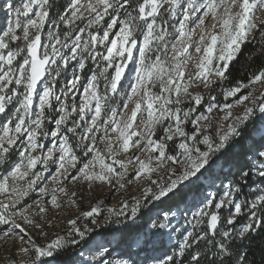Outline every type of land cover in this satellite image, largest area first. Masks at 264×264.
Listing matches in <instances>:
<instances>
[{
  "label": "snow or ice",
  "instance_id": "snow-or-ice-1",
  "mask_svg": "<svg viewBox=\"0 0 264 264\" xmlns=\"http://www.w3.org/2000/svg\"><path fill=\"white\" fill-rule=\"evenodd\" d=\"M52 9L50 0H21L18 6L8 4L5 26L0 27V114L6 113L9 106L12 111V115L0 126V165L10 163L13 152L19 156L7 175L0 178V193H11L6 202L0 201V226H11L3 235L20 241H25L27 237V246L20 247V252L27 258L20 264H49L47 258H54V254H59L69 244L83 248L73 264H139L130 256L125 258L124 254L113 259V252L103 246L95 255L85 256L84 252H93L94 249L84 239L90 229L82 231L77 226L79 217L68 221L71 227L67 233L69 237L73 234L79 236V240L57 235L50 241L38 242L37 237L48 235L43 231L45 223L50 226L52 222H38L26 210L17 213L14 209L41 179L43 173L34 171L37 165H44V171H47L50 161L58 164L54 180L64 176L68 168H75L78 174L72 176L73 180L83 179L89 181L91 186L92 181L111 184L115 176L119 187H124L121 181L131 161L117 157L120 151L128 152L130 148L151 153L146 159L135 156L139 162L135 178L147 174L146 179L150 184L143 188L141 197L133 198L131 206L124 201L121 210L108 209L110 215L122 216L130 211L135 217L142 207H146L145 202H163L164 199L175 200V206L179 207L180 203L186 202L188 194L200 192L205 184L211 187L216 181L223 183V180L229 179L228 176L222 178L217 171L220 160L230 144L242 136L247 123L257 117V113L264 121V93L255 97V89L252 88L246 94H240L233 104H210L208 115L201 113L194 119L191 117L197 111L196 107L182 109L179 107L182 102L180 97L183 94L193 100L194 105H200L203 95H193L189 93V88L197 80L205 88H210L215 83L214 78L226 79L231 62L237 58L242 46L249 42L254 30L258 31V36L253 38V42L258 40L264 48V20L257 23L260 20L257 13L264 10V0H69L64 10L58 13V20L67 24L69 30L61 34L59 24L53 20L56 30H49L48 43L42 44L41 33ZM162 10L170 18H177L178 10L182 16L177 18L178 27L172 26L171 34L163 26L168 21L163 20ZM8 14L11 19H7ZM105 17L109 18L107 26L93 29L94 25H101ZM158 18L163 24L158 23ZM83 19H87V23L76 29L80 34L73 38L72 26L75 21ZM206 20L213 21L211 31L206 27ZM190 23H194L195 28H189ZM196 29H199V33L194 46L192 37L197 35ZM85 31L89 37L86 41L82 35ZM138 35L143 37L142 42L138 40ZM170 35L175 38L174 42L166 39ZM20 40L25 42L23 47H11L12 42ZM97 45H103L104 51L97 50ZM193 46L196 53L202 54L196 59L197 71L189 74L185 81L187 60L182 58L186 54L190 58L189 48ZM169 51L172 54L170 58ZM149 53H155L154 57ZM88 60L97 62V68L103 62L100 74L93 73L83 86V98L79 105L75 103L74 95L72 102L68 103L69 93L80 91L81 76L77 69L82 72ZM73 62L71 79L59 90L64 97L62 101L55 85L62 73L67 75V69ZM129 63L132 64L128 72L130 94L126 100L134 102V108L125 119L114 108H109L111 114L108 115L105 108L108 107L106 101L109 92H117ZM109 69L113 70L112 73H109ZM101 77L105 80L103 94L98 90ZM261 82H264V69L255 74L249 84L237 82L236 86L226 89L225 97H237L242 89ZM250 97V106L246 105L241 114L233 116L231 110L234 105L244 104ZM56 103L59 104L58 109L55 108ZM127 107L128 103H125L124 108ZM214 108L225 111L223 119L231 117L232 122L226 127L217 126L213 133L210 130L213 128L211 120ZM48 109L58 114L51 136L59 144L57 146L53 142L45 155L40 137L49 135L44 130L46 120L51 117ZM141 112L146 114V119L143 129L137 131L133 125ZM73 113L79 120L73 119L72 126L68 127ZM89 113L90 119H86ZM102 113L108 115L107 120L102 119ZM80 121L85 122L83 131L87 135L81 137L77 147L83 146V141L87 140L89 143L84 155L90 152L95 155L77 168L80 157L70 143V134H75L77 128L81 127ZM201 121L207 123L202 124ZM165 122H168L166 127ZM188 123L194 126L190 132L185 130ZM158 126L163 136L153 138ZM109 128L116 133L117 147L113 146L114 138L108 134ZM101 130L104 132L101 140L105 151L111 154V163L106 162L108 157L104 151L95 147L96 133ZM174 138L179 139L178 144ZM169 142H172L171 149ZM170 151L174 154H170ZM57 152L59 155L55 156ZM97 163L99 172L94 170ZM114 165H118L120 171ZM161 170L164 175L152 179V174ZM10 178L12 183L9 182ZM18 181L24 183L18 184ZM253 185L255 191H250L248 195L254 198L244 199L243 189ZM58 190L67 194L62 184ZM41 191L47 194V189ZM56 191H52L51 203L59 208ZM222 192L219 198L203 196V206L193 213L194 231L185 230L186 234L182 235L175 248L162 258H152V264H246V253L237 247V241L251 240L258 230H264V143L239 166L237 174ZM75 195V192L71 193L70 204H75V200L71 199ZM39 210L42 213L47 211L43 204L39 205ZM221 210L226 212L223 217ZM99 212L100 206L97 204L81 215L87 218ZM17 215L24 221L23 224L17 222ZM159 215L161 219L153 224L156 230L153 237L170 236V232H165L171 228L168 212ZM242 215H246L247 219L237 230L234 225L237 217ZM205 221L207 230L196 231L197 226L205 224ZM29 228L40 231L33 236ZM149 239L152 238L142 242L144 246H147ZM152 242L155 243V240L152 239ZM11 264H15V261Z\"/></svg>",
  "mask_w": 264,
  "mask_h": 264
},
{
  "label": "rangeland",
  "instance_id": "rangeland-1",
  "mask_svg": "<svg viewBox=\"0 0 264 264\" xmlns=\"http://www.w3.org/2000/svg\"><path fill=\"white\" fill-rule=\"evenodd\" d=\"M64 0H58V2H52L50 0V3L53 4V9L50 10L49 13V19L45 24L44 30L41 33V39L42 44H47V32L49 30H56V26L52 23L53 20H56L59 24V31L61 34L64 32H67L69 30V26L67 24H64L63 22L58 20V13H61L62 11L59 10V7L61 6V3ZM69 2V0L67 1ZM84 2V0H82ZM21 3V0H0V27H4L6 23V9L8 4H14L19 5ZM38 10V9H37ZM235 11V9H234ZM32 15V14H30ZM199 15V14H197ZM257 15L260 17V20L257 21L259 24L261 20H264V10H261L257 13ZM88 14L85 12V17H87ZM162 16L163 20H167L168 23L164 24L163 26L168 29V32L171 34L173 33V25L177 24V18H182L179 10L177 12V18H170L168 14L164 13L162 10ZM11 15L8 14L7 19H11ZM121 19H123V15L121 16ZM109 18L105 17V21L101 22V25H94L93 29L96 28H103L107 26ZM87 23V19L83 20H77L75 21V24L73 27L72 37L74 38L76 35L80 34L76 29L82 28ZM158 23L163 24V21L158 18ZM213 21L206 20L205 24L209 31H211V24ZM189 28H195L194 23L189 24ZM219 30L218 28L216 29ZM197 35H194L192 37L193 45L195 46L196 41L198 40V33L199 29H196ZM18 34H20V31L18 30ZM255 34V30L250 35L249 40L253 38ZM83 40H88V33L85 31L83 34ZM143 37L141 35H138V40L142 42ZM166 39L169 40V42H174V37L170 35ZM71 40H69V43ZM24 41H14L11 44V47L15 48L17 45H20L21 47L24 46ZM194 46L189 48V54L190 58L188 57V54H186V57L182 59L187 60V67L185 70V81H187L189 74H194L197 69L195 67L196 59L201 53H196L194 50ZM97 50L104 51L103 45H97ZM23 55V54H22ZM135 55H137L135 53ZM149 55L153 56L155 53H149ZM171 52H168L169 58L171 57ZM99 59V58H98ZM75 62H73L72 65H70L67 69V75L65 76L64 73L61 74L60 77L57 78V83L55 85L57 89V94L61 95L60 89L64 88L65 84L68 80L71 79L72 76V67L74 66ZM103 67V62H101L100 68H97V62L88 60L86 63L85 69L80 72L77 69L78 74L81 76L80 80V91L77 92L73 90V93H69L70 99L68 100V103H71V97L75 96V103L79 105L82 101V92H83V86L88 83V80L90 79L91 75L93 73H96L98 76L100 74V70ZM132 68L129 69V71ZM112 69H109V73H112ZM128 71V72H129ZM215 83L210 88H205L204 85L197 80L195 83L192 84V86L189 88V93H192L195 95L196 93H200L203 95L204 99L201 101L200 105H194V101L190 98L184 97L183 94H181V104L179 107L182 109H186L188 107L195 106L197 111L193 113L192 119L195 118V116L200 115L203 113L204 115H208L207 108L210 104L218 105V103L215 101V97L220 94V90L215 87V84L222 81V79L214 78ZM99 83V91L101 94L104 92V86H105V80L101 77L98 81ZM249 84V83H247ZM252 88L255 89L253 92V96L259 97L261 93H264V82L251 85L249 88L244 89L245 91H250ZM40 90V86L38 88V91ZM157 89H154V91ZM246 92V93H247ZM244 93V94H246ZM130 94V88L128 85V74L127 77L124 79L122 83L118 85V89L116 93L109 92V99L106 101L108 107L105 108V113L110 115L109 108H114L117 110L119 115H123L125 119H127L128 116H130L132 109L134 108V102H127L126 97ZM237 97H227L228 99H231L232 101L229 104H233L234 100L238 98ZM137 97L136 99H138ZM214 98V99H212ZM61 99L63 101L64 97L61 95ZM128 103L127 109L124 108V104ZM251 103V97L248 101H245L244 104L240 105H234L232 108V114L233 116L239 115L244 111L245 106H250ZM204 106V107H203ZM35 107V105H34ZM55 108H59V104H55ZM48 112L51 114V117L46 120L44 130L49 132V135L47 137L41 136L40 142L44 145L43 154L46 155L47 149L51 147V144L55 142L58 146L59 141L56 140L54 137L51 136V132L55 130V124L54 119L58 118V114L55 111H51L48 109ZM12 115L11 106H9V109L6 110V113L0 114V126H2L6 122V118ZM91 113L88 114L86 119H90ZM108 115H105L102 113V119L107 120ZM119 115L117 119H119ZM225 115V111L220 110L219 108H214L212 113V124L213 128L210 130L214 133L217 126H223L226 127L228 124L232 122V118L229 117L227 120H224L223 117ZM259 113H257V117L251 119L248 123H251L252 126H257V124H262V120L259 118ZM56 116L55 118H52ZM76 119L79 120V117L73 113L72 117L69 119L68 127L72 126V120ZM146 119V114L143 112L137 114L136 122L134 123L133 127L140 131L143 129V121ZM81 127L77 128L75 134H70V143L72 144L73 148L77 152H81L83 154L84 160H79L77 163V168L82 167L84 163H87L89 160H92L93 156L95 155L94 152L88 153L87 156L84 155V151L86 149V146L88 145V141H83V146L77 147L81 143V137L83 135H87L83 131V127L85 122L80 121L79 122ZM168 122H165L164 127L167 126ZM201 123H207L206 121H201ZM247 123V124H248ZM194 126L190 123L186 126V131H191ZM264 125L262 126V128ZM108 134L111 135L113 139V146H118V141L115 140L116 133H113L111 131V128L108 130ZM263 134H264V128H263ZM104 132L101 130L100 132L96 133L97 136V143L95 145L96 148H99L101 151H104L105 155L108 157L107 160L111 163V154L107 153L104 149V144L102 143L101 138L103 137ZM163 136V132L160 129V127H157L156 136L153 138H157ZM134 139H136L134 137ZM176 140V143H179L178 138H174ZM19 143V142H18ZM264 143V141L262 142ZM170 149L172 146V142H169ZM40 151V150H38ZM170 154H174L171 153ZM59 152L55 154V156H58ZM151 153H147L145 151L138 150L136 148H130L128 152L120 151L118 155V159H123L125 161H131L128 163V171L121 183L124 184V187H119L117 183V177H112V183L109 184L106 181H92L91 186H89V181H85L83 179L79 180H73L72 176L77 175V171L75 168H68V171L64 174V176L58 177L56 180L53 179L54 176H56L58 164H53L51 161L47 165L48 170L44 171V165L38 164L37 168L34 171H40L43 173L40 180L37 181V184L34 188L29 190V193L27 196L23 197V199L20 201L19 204H17L14 211L19 213L21 210H26L28 214L31 215V218L41 222L45 223L46 221H51V225L49 226L47 223H45V228L43 231L47 232L46 237H37L38 242H45L50 241L51 239H54L57 235H63L66 236L68 239L69 236L65 233L66 227H64L71 218L77 215L80 207L82 205H88V207L95 206L99 204L100 207H104L108 209V206L111 208L116 209L117 211L121 210L123 207L124 201H128L129 206H131L133 202L134 197H141L143 195V188L147 187L150 184V181L146 179L147 174L144 176H141L139 179H136V170L138 169V161L135 159V156H140L141 159H146ZM55 158V157H54ZM19 156L18 153L13 152V154L10 157V162L14 164L15 162H18ZM106 160V162H107ZM108 163V162H107ZM155 163V162H154ZM12 166V165H11ZM114 167L117 168V171H120L118 165H114ZM220 167L217 169L218 173L220 172ZM11 170V167H8V164L0 165V178H2L4 175H7L8 171ZM95 171H100V166L97 163L94 168ZM225 171V170H224ZM163 171H159L158 173L152 174V179H157L159 176H163ZM66 177V178H65ZM223 177V176H221ZM230 178L223 180L222 186H219L220 181H216L214 186L209 187L208 185H204L200 192L196 194H188V198L186 202L182 203L178 208L173 210H154L151 207L152 203H156L158 201H151L145 202L146 207H142L141 211L136 214L135 217L132 216L130 211L126 212V215L120 216L122 218V221L125 225L131 224L136 225L140 224V226L144 227V231H140L139 233L136 232V229H130L126 228L125 232L122 235L116 234L115 236L111 237L110 240H106L104 238H96L94 239L90 245L93 247V252H84V255H95L96 251L100 250V247H107L109 250L113 252V259H118L121 257V254H124L125 258L131 257L133 260L138 261L139 264H152V258H162L163 255L168 252L170 253L173 248L180 242L181 237L185 233V230L187 231H194V220H193V213L198 210L199 207L203 206L202 198L204 195H214L215 197L219 198L221 195H223L222 189H225L227 185L229 184ZM10 183H12V180L10 178ZM18 184H23L24 181H18ZM62 186L67 190V194L65 192H60L58 189ZM155 187V186H153ZM41 189H47V194L43 193ZM53 189H57L56 195L58 197V201L60 203V207L57 208L51 203V196ZM250 191H255V186L253 185L251 188H248ZM75 192L76 195L72 196L71 199L75 200V204L69 203V197L71 193ZM11 195V193H0V201H7V196ZM249 195L245 194L244 199L247 198ZM253 196H250V200L253 199ZM43 204L44 207L47 209L46 212H40L39 205ZM168 212L169 219L171 220V228L165 230L166 233H171V235H164L163 237L155 236L153 237L154 232L156 231L153 228V224L158 222L159 219H161L160 213ZM226 212L224 210H221V215H225ZM17 222L23 224L24 221L19 218V215H17ZM82 223V222H81ZM79 223L81 226L82 224ZM99 224V221L96 218H93L91 221V226H97ZM85 227L81 229L82 231L85 230ZM9 226H0V264H11L12 261H17L18 264L27 257H25L20 252L21 246H27L26 240L27 237H25V241H20L18 238H8L3 235V232L6 231ZM27 227V225H25ZM219 227V226H218ZM241 225L238 227V230L240 229ZM196 231H204L206 229V221L205 224L197 226L195 229ZM17 232H19V229H16ZM29 231L33 234V236H36V233L39 232V229H31L29 228ZM87 236V234H86ZM85 236V238H86ZM133 236V238H132ZM78 239H80L79 236H76ZM132 238V241L130 243V240ZM146 238H152L155 240V243L152 242V239H149V243L147 246L143 245V241ZM83 251V249L81 250ZM79 251V252H81ZM78 252V253H79ZM78 259V254L74 257V260ZM49 264H54L52 262H49Z\"/></svg>",
  "mask_w": 264,
  "mask_h": 264
},
{
  "label": "trees",
  "instance_id": "trees-1",
  "mask_svg": "<svg viewBox=\"0 0 264 264\" xmlns=\"http://www.w3.org/2000/svg\"><path fill=\"white\" fill-rule=\"evenodd\" d=\"M67 1L68 0L62 1L61 6L59 7L60 11L64 10L65 5L68 3ZM52 2H58V0H52ZM257 36L258 31H255L253 38ZM253 38L242 46L237 58L231 62L229 71L225 74L227 78L222 79V81L215 84V87L220 90V94L217 98L215 97V101L218 105H223L224 103H230L232 101L231 99L225 97L226 89L236 86L237 82H242L244 84L249 83L250 79L255 74H258L260 70L264 69V48H262L261 43L258 40L253 42ZM246 92L247 91L242 89V93H239L238 95ZM50 110L53 111L52 109ZM55 117L56 116L52 118ZM261 122L262 124H257V126H252L251 123H248L245 126L242 136L236 138L235 142L230 144L229 148L225 151L222 159L220 160L221 169L219 174L221 176H228L232 179L234 175L237 174L239 166L246 160V158L251 157L253 151L264 141V127L262 128L264 121ZM76 155L80 157L81 160H84L81 152H77ZM107 162L110 163L109 160H107ZM11 165L12 162L8 163L9 168ZM222 184L223 183L220 182L219 186H222ZM249 184H251V181H249ZM243 191L248 195V188L243 189ZM247 198L250 200V195ZM176 203L177 202L175 200L164 199L163 202L158 201L156 203H152L151 207L155 211L160 209L168 211L178 208L175 206ZM181 204L182 203H180L179 206ZM92 207H88L86 204L82 205L77 215L71 218L76 219L79 217V219H77V226L81 229L88 225L87 229H90V231L87 232V236L84 239L87 240L89 244L98 237L109 241L110 238L116 234L122 235L126 228L130 229L132 227V229H136L137 233L144 231V227L140 226V224L125 225L120 216L115 214L110 215L108 212V209L111 208L110 206H108V209L100 207L99 214H94L92 217L85 218L81 215L84 212L90 211ZM93 218H96L99 221L97 226H91ZM246 219V215L238 216L234 227L238 230V227L245 223ZM79 223H81L82 226ZM64 227H66L64 231L67 234L71 226L67 223ZM72 238L79 240L75 237V234H73L72 237H68L69 240ZM81 243H83V241ZM237 247L241 248L246 253V264H264V230H258V232L252 236L251 240L244 239L237 241ZM82 249L83 248H78L75 245L69 244L66 245L65 248L59 252V254H54V258L47 259L49 262L54 264H73L74 257ZM15 264H18L17 261H15Z\"/></svg>",
  "mask_w": 264,
  "mask_h": 264
},
{
  "label": "water",
  "instance_id": "water-1",
  "mask_svg": "<svg viewBox=\"0 0 264 264\" xmlns=\"http://www.w3.org/2000/svg\"><path fill=\"white\" fill-rule=\"evenodd\" d=\"M134 55H135V52H134ZM130 67H131V63H129V65H128V69H126V71H125V77L122 78V80H121L120 83H122V82L124 81V79L127 77V74H128V71H129ZM42 83H43V82H42ZM38 88H39V86H38Z\"/></svg>",
  "mask_w": 264,
  "mask_h": 264
}]
</instances>
